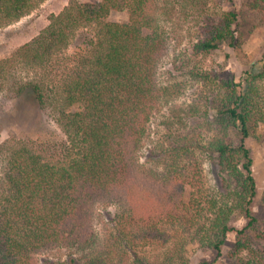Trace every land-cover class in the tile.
<instances>
[{
  "label": "trees",
  "instance_id": "1",
  "mask_svg": "<svg viewBox=\"0 0 264 264\" xmlns=\"http://www.w3.org/2000/svg\"><path fill=\"white\" fill-rule=\"evenodd\" d=\"M41 1L0 0V26L19 20ZM223 1L232 8L206 19L196 52L208 54L223 44L235 48L239 11L234 0ZM245 1L264 21V0ZM157 8V0H70L14 56L0 58V83L14 58L48 70L79 26L98 27L87 51L77 54L57 84L17 81L10 88L13 98L29 93L40 109L50 110L65 139L55 147L61 161L28 142L0 145V264H40V255L60 249L70 251L66 261H44L189 264V242L216 252V260L206 264H231L218 260L236 213L248 222L237 230L233 252L254 255V260L239 256L236 264H264V217L253 209L258 186L247 145L264 127V52L241 80L192 69L194 79L212 89V113L204 126L214 136L206 144L198 137L182 142L180 161L167 171L150 167L141 161V151L151 119L182 90L180 84L160 81L169 38ZM123 10L126 21L107 20ZM193 148L207 152L218 167L220 195L205 193L197 171L185 178L181 160H194ZM188 188L194 190L188 193ZM102 205L115 207L114 227L106 239L100 238L95 222ZM171 227L175 231L169 232Z\"/></svg>",
  "mask_w": 264,
  "mask_h": 264
},
{
  "label": "rangeland",
  "instance_id": "2",
  "mask_svg": "<svg viewBox=\"0 0 264 264\" xmlns=\"http://www.w3.org/2000/svg\"><path fill=\"white\" fill-rule=\"evenodd\" d=\"M234 1L240 21L235 48L223 44L222 48L203 54L196 52L193 47L203 36L206 19L216 18L223 10L231 9L232 5L223 0H157L159 21L169 38V49L160 67V81L163 85L180 84L182 90L168 98L151 119L149 135L141 151V161L146 165L167 171L178 159L180 161L178 149L182 142L191 143L193 138L198 137L206 144L214 136V132L204 126L206 115L212 113L208 102L212 89L205 82L195 80L192 69L210 71L218 79L230 77L241 80L247 77V71L252 65L262 58L264 21L247 4L248 1ZM69 4L70 0H42L19 20L0 26V58L12 57L19 46L30 41L48 25L52 14H58ZM127 19L128 13L124 10L114 11L107 17V20L117 22ZM97 32L96 24L79 26L70 37L68 45L54 57L48 70L25 63L22 65L20 60L14 58V65L8 69L5 79L0 83V145L6 140H11L12 144L28 142L49 159L61 161L55 147L65 136L51 111L40 109L29 93L13 98L10 88L17 81L43 80L46 86L57 84L58 80L68 74L77 54L87 51ZM51 68L52 71H49ZM260 132L259 136L248 138L247 145L253 157V175L258 186L253 209L264 217V127ZM193 149L194 160L188 157L181 160L182 165L187 167L185 178L191 179L197 171L202 176L205 193L210 196L220 195L216 173L218 167L215 169L207 152ZM192 190L188 188V193ZM2 191L3 179L0 175V194ZM114 212L115 207L110 205H102L98 210L95 222L101 239H106L113 230ZM247 222L244 215H233L230 222L232 231L228 234L226 244H223L219 263L236 264L239 256L254 260L250 250L239 254L233 252L237 230ZM173 231V227L169 228V232ZM199 244H186L185 255L189 258V264H206L216 260V252ZM69 255V250L60 249L49 255H40L38 259L40 264H48L44 261L46 258L66 261Z\"/></svg>",
  "mask_w": 264,
  "mask_h": 264
}]
</instances>
